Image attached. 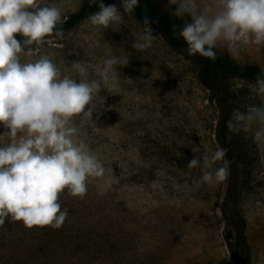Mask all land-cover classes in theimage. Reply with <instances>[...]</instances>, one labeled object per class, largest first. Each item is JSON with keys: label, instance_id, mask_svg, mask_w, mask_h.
I'll list each match as a JSON object with an SVG mask.
<instances>
[{"label": "rangeland", "instance_id": "374dc122", "mask_svg": "<svg viewBox=\"0 0 264 264\" xmlns=\"http://www.w3.org/2000/svg\"><path fill=\"white\" fill-rule=\"evenodd\" d=\"M176 26L184 20L171 14L167 0H157ZM89 0H55L65 21ZM117 4L118 0H104ZM174 7V6H173ZM122 11L123 9L120 8ZM86 16L64 37H51L52 44L37 49L33 58L48 54L62 72L73 61L90 69L101 65L99 40L123 46L131 54L121 78L102 89L105 106L93 119L79 124V136L102 161L105 172L88 183L81 199L66 191L60 195L64 224L25 227L10 221L0 226V264H234L227 235L231 230L222 206L228 178L209 187L200 182V169L187 167L197 157L218 146L215 140L217 110L194 59L176 52L162 33L142 55L131 48V28L136 13L114 31L90 25ZM112 50L109 49V52ZM239 64L264 68V46L249 45L232 57ZM25 59H27L25 57ZM228 84L237 108L258 102L250 93L251 82L231 78ZM238 166L239 212L246 221L252 249L251 264H264V150L243 134H229Z\"/></svg>", "mask_w": 264, "mask_h": 264}, {"label": "clouds", "instance_id": "9594fccd", "mask_svg": "<svg viewBox=\"0 0 264 264\" xmlns=\"http://www.w3.org/2000/svg\"><path fill=\"white\" fill-rule=\"evenodd\" d=\"M89 3L98 10L88 22L104 32L126 25L142 0H118L120 7L104 0ZM167 6L184 20L173 29L189 55L214 61L225 48L236 57L249 45L264 46V0H167ZM63 22L55 0H0V226L7 218L28 228H60L68 217L60 195L66 191L82 199L88 183L105 172L79 136L78 122L95 124L94 115L105 106L101 90L112 93L109 84L127 80L118 69L129 64L132 53L99 40L101 65L90 69L73 61L64 72L48 54L33 58L37 49L52 44L51 37H64ZM153 22L145 15L131 28V48L141 58L156 40ZM249 91L258 102L233 108L225 124L264 150V68ZM191 150L187 167L200 169V182L215 187L227 180V148L206 149L200 157L198 146ZM255 207L264 209V200L257 199Z\"/></svg>", "mask_w": 264, "mask_h": 264}, {"label": "trees", "instance_id": "16d2710c", "mask_svg": "<svg viewBox=\"0 0 264 264\" xmlns=\"http://www.w3.org/2000/svg\"><path fill=\"white\" fill-rule=\"evenodd\" d=\"M96 10H98L97 5L85 4L77 14L72 15L63 22V30L72 29L87 13ZM135 13L137 19L141 22L143 17L147 15L154 21L152 23L153 30L160 31L170 47L176 52L194 59L201 66V77L209 91V102L215 105L218 114L214 133L215 140L219 147L228 149L226 158L231 162L227 192L222 206L223 217L231 227L227 235L232 242H229V249L235 258L234 264H251L253 254L246 235V221L238 210L240 204L237 186L238 166L229 138L231 132L227 129L225 121L232 109L237 108L234 91H232L228 81L231 78H238L254 83L255 75L261 70V67L257 64H239L220 51H218L217 58L214 61L199 54L189 55L183 38L174 35L173 25L176 24L173 22L171 15L158 4L157 0H142Z\"/></svg>", "mask_w": 264, "mask_h": 264}]
</instances>
